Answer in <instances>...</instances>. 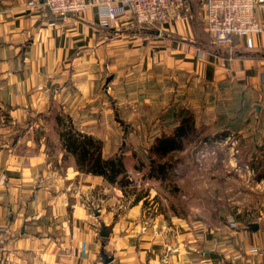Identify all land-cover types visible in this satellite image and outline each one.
Segmentation results:
<instances>
[{"label":"crops","instance_id":"obj_1","mask_svg":"<svg viewBox=\"0 0 264 264\" xmlns=\"http://www.w3.org/2000/svg\"><path fill=\"white\" fill-rule=\"evenodd\" d=\"M202 1L189 0L191 18L172 25L138 27L124 7L115 24L103 27L96 6L55 18L27 9L24 0H0V111L7 117L0 124V222L7 227L0 264L257 262L250 248L264 244V211L236 220L223 205L182 213L150 178L147 194L135 197L128 187L77 170L53 121L66 116L77 132L99 139L108 157L115 137L108 133L107 95L120 99L144 86L149 92L151 84L155 92L164 84L206 85L244 98L248 117L259 106L255 131L264 136V30L252 35L250 48L238 38L215 46L202 28ZM257 10L264 26V2ZM161 129L146 130L143 140ZM148 207L156 211L143 231Z\"/></svg>","mask_w":264,"mask_h":264},{"label":"rangeland","instance_id":"obj_2","mask_svg":"<svg viewBox=\"0 0 264 264\" xmlns=\"http://www.w3.org/2000/svg\"><path fill=\"white\" fill-rule=\"evenodd\" d=\"M151 85L148 88L149 92H146L147 87L144 86V90L134 89L135 93H127L120 99L114 98L111 94L106 96L111 111L107 119L112 122V129L108 133L110 137H115L107 148L108 154H120L127 160L126 166H129L127 172L134 173L130 164L137 159L136 153L139 155L137 151L144 155V150L149 145L143 140V136L149 131H159L162 127L164 131H169L175 124L172 113L167 116L163 113L166 112L165 107L169 101L177 96V106H174V109L182 112L185 108L189 109L193 113L198 133L197 138L195 137L196 141L187 142L183 149L170 153L172 158H179L180 161L173 175L154 182L153 187L162 189L159 190L160 197H165L168 203L174 202L173 204L179 206V211L182 213L215 212L221 205L228 209L233 218L242 214L243 219H249L259 210L263 212L264 136H259L255 131L261 123L257 118L260 117L259 106L254 105V110L248 117L249 121H245L247 118L245 112L240 116L244 119L243 123L240 124L239 119L234 118V124H229L232 116L230 109L237 110L236 105L240 104V99L230 98L228 92L222 91L223 95H221V92L212 86L205 85L206 87L198 88L194 85L187 88L185 85L175 84L169 86L164 84L163 89L155 92ZM118 105L120 111H117ZM3 113L0 111V124L7 122V117ZM254 113L256 117H253ZM60 119L61 121L53 120L56 129L59 130L58 133L64 127L70 126L66 116ZM141 120L144 122L147 120L150 126L146 125V129L139 128L137 124ZM159 124L163 126L160 127ZM223 132H227L229 137L219 139V134ZM104 135H107V131H102L101 136ZM204 136H208L209 140L200 143ZM213 136L216 137L210 139ZM250 163H253V169ZM139 173L144 177V172L139 171ZM259 175L262 176L257 179ZM144 180V186H137L133 181H129L126 190L132 191L135 197L145 196L148 179ZM155 211V208L148 207L144 215L146 213L152 215Z\"/></svg>","mask_w":264,"mask_h":264},{"label":"built area","instance_id":"obj_3","mask_svg":"<svg viewBox=\"0 0 264 264\" xmlns=\"http://www.w3.org/2000/svg\"><path fill=\"white\" fill-rule=\"evenodd\" d=\"M28 9H39L53 17L78 16L91 6L98 7L99 24L103 27L115 24L124 7L130 9L134 23L140 26L172 25L179 20L191 18L189 0H24ZM264 0H203L200 6L202 28L207 33L209 42L215 46L230 47L235 38L242 39L247 48L252 46L251 37L264 30L257 17L259 3ZM130 182L144 186L146 178L134 171L125 172ZM144 178V179H143ZM145 213V212H144ZM152 215L146 213L141 220L144 231L151 222ZM230 225L237 222L230 219ZM6 225L0 222V251ZM258 257L256 263L264 264V244L250 248Z\"/></svg>","mask_w":264,"mask_h":264},{"label":"trees","instance_id":"obj_4","mask_svg":"<svg viewBox=\"0 0 264 264\" xmlns=\"http://www.w3.org/2000/svg\"><path fill=\"white\" fill-rule=\"evenodd\" d=\"M239 99L240 104L236 105L237 110L232 108L231 105L232 109H230V112L232 116H230L229 124H234V118L239 119L238 122L240 124L243 123L244 119L240 117L241 114L247 113L251 109L244 101V98ZM176 101L167 105L165 107L166 112L163 113L166 116L172 113L175 122L173 129L169 132L162 131L158 136H153L148 147L144 150V155L140 151H137L139 155L136 153L137 159L132 164V168L135 171L144 172V177L146 178L161 181L173 175L180 159L172 158L170 153L183 149L187 142L196 141L198 131L194 124L193 113L187 108L183 112L175 110ZM56 119L61 121L60 118ZM245 121H248V116ZM145 123H147V120ZM215 137H210V139ZM225 137H229L227 132H223L218 136L219 139ZM59 139L63 149L73 157L77 170L92 175H100L109 184L115 183L123 188L128 185L130 180L125 176L126 162L124 158L120 154L103 157L101 152L102 145L99 139H94L82 132L78 133L70 126L64 127L59 132ZM207 140H209L208 136H204L199 142H207ZM146 159L148 161L145 162ZM252 166L253 163H250V167L253 169ZM260 176L262 175L257 176V179Z\"/></svg>","mask_w":264,"mask_h":264},{"label":"water","instance_id":"obj_5","mask_svg":"<svg viewBox=\"0 0 264 264\" xmlns=\"http://www.w3.org/2000/svg\"><path fill=\"white\" fill-rule=\"evenodd\" d=\"M101 233H105L104 226L101 227Z\"/></svg>","mask_w":264,"mask_h":264}]
</instances>
